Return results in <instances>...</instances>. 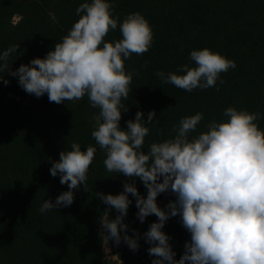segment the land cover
Segmentation results:
<instances>
[{"label": "trees", "instance_id": "obj_1", "mask_svg": "<svg viewBox=\"0 0 264 264\" xmlns=\"http://www.w3.org/2000/svg\"><path fill=\"white\" fill-rule=\"evenodd\" d=\"M84 2L0 0V53L20 45L11 54L9 66L15 70L45 57L83 15L76 9ZM137 11L150 23L153 42L143 55L133 54L125 61L126 71L138 75L133 76L128 100L122 101L128 111L120 125L126 129L137 111L142 110L145 119L150 111L156 112L144 151L153 142L174 137L173 128L182 117L204 114L191 138L206 131L211 121H224L229 106L259 112L262 118L256 123L264 130V0H115L118 26L105 42L122 39L119 23ZM205 47L236 63L221 74L223 84L217 81L216 87L186 92L161 83L156 72H175L186 63L195 66L191 51ZM3 75L10 83L0 81V264H152L155 257L148 254L151 245L143 233L157 217L149 215L141 223L131 194L125 222L129 235L139 232V250L132 251L123 241L119 245L114 240L106 242L101 236L98 220L108 206L96 198V192L119 194L129 178L105 169L106 154L91 135V118L98 109L90 106L87 96L60 104L49 102L47 94L37 98L22 89L18 77ZM72 142L80 143L82 149L89 145L97 149L88 172L89 191L81 187L75 190L71 206L41 213L45 200L55 201L68 190L59 175L51 176L50 168ZM135 183L146 196L139 178ZM175 198L170 192L161 193L157 202L165 208ZM117 214L112 209L110 217ZM163 231L171 238L175 258L180 259L191 239L180 216L169 218Z\"/></svg>", "mask_w": 264, "mask_h": 264}, {"label": "clouds", "instance_id": "obj_2", "mask_svg": "<svg viewBox=\"0 0 264 264\" xmlns=\"http://www.w3.org/2000/svg\"><path fill=\"white\" fill-rule=\"evenodd\" d=\"M80 18L45 57H36L13 70L11 54L20 45H11L0 53V81L10 83L4 73L18 77L22 89L37 98L47 94L49 102L60 104L88 97L90 106L98 109L92 116L91 133L95 145L104 150L103 163L108 173L129 178L119 194L96 192L107 209L99 217L101 236L117 245L122 241L138 251L140 234H128L125 222L135 197L137 217L141 223L149 215L157 221L143 233L151 245L148 254L152 264H264V130L256 121L259 112L229 106L222 122L215 120L207 130L190 138L204 118L202 112L182 117L174 126L175 136L153 142L143 150L156 112L137 111L127 127L120 125L128 111L127 101L134 75L125 69V61L133 54L143 55L153 42V31L140 13L128 14L119 31L122 39L105 42L110 31L117 29L115 0H85L76 9ZM190 60L175 72H156L162 84H172L186 92L216 87L221 74L234 69L236 63L210 48L194 49ZM147 64V62H145ZM217 90H219L217 88ZM96 147L72 142L70 149L60 152L52 163L50 174L60 176L68 190L45 200L39 211L45 213L69 207L75 190L87 187L88 172L95 159ZM143 183L142 195L135 180ZM170 192L175 199L162 208L157 202L161 193ZM112 209L118 213L110 217ZM180 216L182 226L191 239L185 244L180 259L163 228L171 217Z\"/></svg>", "mask_w": 264, "mask_h": 264}, {"label": "rangeland", "instance_id": "obj_3", "mask_svg": "<svg viewBox=\"0 0 264 264\" xmlns=\"http://www.w3.org/2000/svg\"><path fill=\"white\" fill-rule=\"evenodd\" d=\"M16 19H17V17H16ZM106 252H107V255L108 256H111L112 249H111L109 243L106 244Z\"/></svg>", "mask_w": 264, "mask_h": 264}]
</instances>
